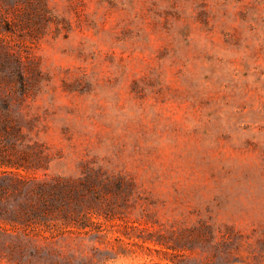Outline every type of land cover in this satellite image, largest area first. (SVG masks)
Returning a JSON list of instances; mask_svg holds the SVG:
<instances>
[{
    "label": "rangeland",
    "instance_id": "374dc122",
    "mask_svg": "<svg viewBox=\"0 0 264 264\" xmlns=\"http://www.w3.org/2000/svg\"><path fill=\"white\" fill-rule=\"evenodd\" d=\"M0 264H264V0H0Z\"/></svg>",
    "mask_w": 264,
    "mask_h": 264
}]
</instances>
